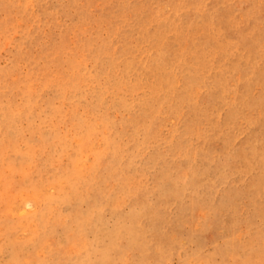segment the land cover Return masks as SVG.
<instances>
[{
  "label": "rangeland",
  "instance_id": "374dc122",
  "mask_svg": "<svg viewBox=\"0 0 264 264\" xmlns=\"http://www.w3.org/2000/svg\"><path fill=\"white\" fill-rule=\"evenodd\" d=\"M0 264H264V0H0Z\"/></svg>",
  "mask_w": 264,
  "mask_h": 264
}]
</instances>
